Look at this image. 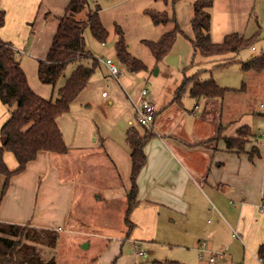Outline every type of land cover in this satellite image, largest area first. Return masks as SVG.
<instances>
[{
  "label": "crops",
  "instance_id": "crops-1",
  "mask_svg": "<svg viewBox=\"0 0 264 264\" xmlns=\"http://www.w3.org/2000/svg\"><path fill=\"white\" fill-rule=\"evenodd\" d=\"M70 1L0 0V10L6 12L0 38L21 54L31 89L47 100L54 88L40 82L38 63L47 58ZM256 57L252 47L248 61ZM233 61L229 58L226 65ZM256 74L263 84L264 72ZM94 77L71 111L58 118L68 153L41 151L11 178L5 195L0 194V223L55 231L59 240H77L76 250L90 249L93 241L105 244L103 254L75 255L70 264H208L209 252L223 253L217 264H264V131L257 134L264 121L257 126V114L252 116L247 107L230 110L226 117L225 97L196 102L190 93V101L173 99L156 110L153 136L145 146L147 164L137 179L138 204L128 214L132 160L127 136L130 128L142 134L144 128L115 112L113 99L97 91ZM243 110L252 116L248 123L234 120L235 111ZM237 121L238 128L229 133ZM243 127L250 128L251 136L238 154L225 140L236 138ZM253 151L259 156L252 159ZM3 159L11 171L18 168L12 153ZM90 175L101 184L89 200L100 205L97 223L84 211L89 202L85 177ZM126 243L132 245V255L124 254ZM157 246L178 253L160 258L154 254ZM137 249L149 252L140 257ZM194 254L198 257L188 260Z\"/></svg>",
  "mask_w": 264,
  "mask_h": 264
},
{
  "label": "trees",
  "instance_id": "trees-1",
  "mask_svg": "<svg viewBox=\"0 0 264 264\" xmlns=\"http://www.w3.org/2000/svg\"><path fill=\"white\" fill-rule=\"evenodd\" d=\"M157 1L168 2V0ZM178 1L181 0H173V3L176 4ZM213 6L214 0H197L193 5L194 17L191 20L193 38L190 41L195 53H200L206 59H213L230 54L236 55L250 47L255 37L246 39L238 34L227 35L221 43L213 42L210 14ZM88 7V0L70 1L64 15L59 18V28L47 58L38 63L40 82L52 86L56 91V98L44 99L31 89L21 66V54L10 43L0 38V101L8 108L10 114L0 134V175L5 177L2 196L8 190L11 178L25 171L27 165L37 158L39 152L60 155L68 153L58 118L70 112L72 103L88 86L100 66L99 60L86 50L84 33L88 28L102 43H105L108 37L99 9L87 13L85 20L80 19ZM146 13L155 26L175 24V28L159 40L144 41L156 63H159L172 51L178 36L183 31L175 17L171 18L167 12L148 10ZM5 23L6 12L0 10V29ZM116 32L118 39L115 49L120 63L131 72L146 70V65L129 52L122 30L117 27ZM84 61L90 64L82 65ZM73 64H78L77 68L63 85L59 86V82L66 78V70ZM243 70L264 72V54L245 62ZM189 83L192 85L190 97L196 102L203 99H223L230 91L228 88L220 87L213 80L200 82L196 78L185 79L176 91L174 101H181ZM143 128V134L136 128H130L127 136L132 160V187L127 196L128 214L138 204L137 179L147 164L145 146L153 136L151 129ZM250 136L249 127L241 128L236 138L225 140L227 148L238 154L244 152V146ZM6 152L12 153L18 162V168L14 171L8 168L3 159ZM251 155L253 159L259 156V153L253 151ZM58 240L59 234L55 231L0 223V264H56L54 256L46 259L42 251L43 248H56ZM260 252L261 256H264V245Z\"/></svg>",
  "mask_w": 264,
  "mask_h": 264
},
{
  "label": "rangeland",
  "instance_id": "rangeland-1",
  "mask_svg": "<svg viewBox=\"0 0 264 264\" xmlns=\"http://www.w3.org/2000/svg\"><path fill=\"white\" fill-rule=\"evenodd\" d=\"M192 1L194 3L197 0H181L176 4L173 3V0H168L167 3L157 0H88L89 7L80 16V19L85 20L87 13L95 11V6L100 7L102 9L101 21L108 31V37L105 39L106 45L102 46L101 40L96 39L87 28L84 33L86 49L99 61L111 60L122 73L121 81L118 82L108 74L107 68L100 63L94 74L97 91L101 92V95L105 92L107 99H113L115 112L125 113L133 121L134 126L142 130V126L138 124L134 107V105L139 106L142 102V90H148V95L145 97L147 101L153 103L157 100L155 107L159 112L164 108V105L171 103L185 79L196 78L200 82L213 80L220 87L230 89L225 95L226 117L229 116L230 110L247 107L252 116L254 113L257 114V121H259L257 126H259L264 121V83L262 84L260 76L255 72L244 71L243 64L250 59L252 47L257 49L258 56L264 54V0H214V6L210 10L211 38L214 43L223 41L225 36L230 34H238L246 39L255 37V40L250 47L243 49L239 54L213 59H206L200 53H195L191 44L190 40L193 38L191 20L194 17V7L190 5ZM148 10L167 12L171 18L175 17L183 31L178 36L172 51L159 63H156L144 41L159 40L164 34L172 31L175 24L155 26L146 13ZM117 27L122 30L131 55L142 61L147 67L146 70L131 72L120 63L115 52V44L118 39ZM229 58L234 61L226 65ZM89 64L87 61L82 63L85 66ZM77 66L78 64H73L68 67L66 78L59 82V86L63 85L62 83L71 76ZM191 86L190 83L186 86L183 101H190L188 93ZM244 87L246 90H243ZM50 97L56 98L55 90H50ZM245 110L242 114L235 111L233 117H237L234 120L241 119L243 123H248L252 116L244 115ZM9 116L8 108L0 103V134L1 127L9 119ZM238 122L236 126L234 124L230 126L229 133L231 130H236ZM262 130L264 131V128L257 131V134L259 135ZM92 176L94 175L85 177L88 179L85 180L86 187H88V199L85 203L91 200L92 190L101 189V184L97 182V179L95 181V177ZM4 182L5 177L0 175V194ZM96 195L97 193L94 194V197ZM86 206L85 214L97 223L100 216L98 209L100 205L94 200L93 202L89 201ZM71 243L75 245L74 249ZM76 245L77 240H59L56 248H43V256L46 259L54 256L58 264H70L75 255L77 258L83 255L91 257L103 254L105 251L103 247L105 244L100 241H93L92 247L86 251H83L81 247L76 250ZM123 251L125 255H132V245L126 243ZM143 252L148 253L149 250L144 249ZM154 252L160 258L178 253L176 249L165 246H157L154 248ZM152 255L149 257L150 260L153 258ZM195 257L198 256L194 254L188 260H193ZM116 262L119 261H112L109 264H116ZM140 262L145 261H137L138 264Z\"/></svg>",
  "mask_w": 264,
  "mask_h": 264
},
{
  "label": "built area",
  "instance_id": "built-area-1",
  "mask_svg": "<svg viewBox=\"0 0 264 264\" xmlns=\"http://www.w3.org/2000/svg\"><path fill=\"white\" fill-rule=\"evenodd\" d=\"M102 46H105V43H102ZM105 67L108 69L109 74L117 79L118 81L121 80L122 73L119 70L118 66L115 65L111 60H101L100 61ZM148 95V90L141 91V99L142 102L139 106L135 105L136 115L138 124L142 127H146L148 129H153V123L156 117V108L155 106L146 100V96ZM260 209H264V204L260 206ZM202 246H205L203 243ZM203 251V250H202ZM138 256L143 257L146 254L139 249L136 250ZM223 253L219 252H209L208 264H217L218 258H221Z\"/></svg>",
  "mask_w": 264,
  "mask_h": 264
}]
</instances>
